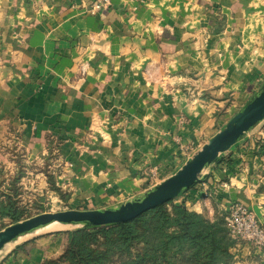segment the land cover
I'll return each mask as SVG.
<instances>
[{
	"label": "crops",
	"instance_id": "crops-1",
	"mask_svg": "<svg viewBox=\"0 0 264 264\" xmlns=\"http://www.w3.org/2000/svg\"><path fill=\"white\" fill-rule=\"evenodd\" d=\"M90 6L0 0V202L16 194L12 183L19 197L51 194L50 178L70 184L79 202L141 195L181 168L182 147H203L264 82V0ZM252 130L174 202L214 218L240 201L264 221V130ZM149 165L160 181H149ZM21 240L0 264L57 258L67 235ZM232 252V264H263L248 246Z\"/></svg>",
	"mask_w": 264,
	"mask_h": 264
},
{
	"label": "trees",
	"instance_id": "trees-1",
	"mask_svg": "<svg viewBox=\"0 0 264 264\" xmlns=\"http://www.w3.org/2000/svg\"><path fill=\"white\" fill-rule=\"evenodd\" d=\"M8 189L16 194L1 195L0 219L16 222L25 214L23 195L13 183ZM237 243L223 217L172 200L125 222L70 230L64 252L43 264H232Z\"/></svg>",
	"mask_w": 264,
	"mask_h": 264
},
{
	"label": "water",
	"instance_id": "water-1",
	"mask_svg": "<svg viewBox=\"0 0 264 264\" xmlns=\"http://www.w3.org/2000/svg\"><path fill=\"white\" fill-rule=\"evenodd\" d=\"M264 120V82L253 97L174 175L130 201L100 209H67L45 212L13 222L0 230V254L5 247L23 236L52 225H75L86 228L125 222L146 211L169 203L203 181L205 170ZM1 256V255H0Z\"/></svg>",
	"mask_w": 264,
	"mask_h": 264
},
{
	"label": "rangeland",
	"instance_id": "rangeland-1",
	"mask_svg": "<svg viewBox=\"0 0 264 264\" xmlns=\"http://www.w3.org/2000/svg\"><path fill=\"white\" fill-rule=\"evenodd\" d=\"M263 84V83H262ZM262 84L259 87V90L262 86ZM258 90V91H259ZM257 91V93H258ZM257 93L253 96L255 97L257 95ZM250 101V100H249ZM248 101V102H249ZM246 102L244 104V106L248 103ZM244 106L240 107L239 110L237 112H239ZM236 112V113H237ZM235 113V114H236ZM234 114V115H235ZM233 115V116H234ZM232 115L230 116L231 118L233 117ZM229 118V120L231 119ZM228 120V121H229ZM228 123V122H227ZM226 123V124H227ZM225 124V126H226ZM224 126V127H225ZM223 127V128H224ZM253 130L257 133V131H262L264 130V120L261 121L259 124H257ZM252 130V131H253ZM259 135H263V134H259ZM260 139V138H259ZM205 145V144H204ZM203 145V146H204ZM202 147L199 146H195V145H190V146H186V147H182L181 152L183 153V159L185 160V162L182 165H179L181 167H183V165L191 158L195 155V153H197ZM147 169H145V171H149L151 172V176L150 178V182L156 183L158 181H160L159 176H156L155 173L153 172V169L155 170L154 167H152L151 165H149L148 167H146ZM154 181V182H153ZM50 182V193H45L44 196H36L33 195V193H31L29 190L27 191H23V196H22V201H23V208L25 207V214L23 219L25 218H29L32 216H36L45 212H55V211H60V210H67V209H100V208H104V207H109V206H115L121 203H125L127 201H130L133 199V197H137V195H130V196H121L119 197L117 200H113L110 202H100V201H76V200H72L73 198V190L71 189V185L68 183H60L59 180H53L51 179ZM163 181H160V183H162ZM152 189V188H150ZM149 189V190H150ZM36 196V197H35ZM93 203H97L92 205ZM13 223V222H12ZM11 223H5V222H1L0 223V230H2L3 228H5L6 226L10 225ZM56 225V224H55ZM86 228L85 226H75L73 225V227L71 228H64V229H55V228H45V229H41L38 230L36 232H33L31 234H28L26 236H23L22 238H20L19 241H22L21 239H27V238H36V239H42L45 237H48L50 235H67V232L70 230H75V229H83ZM43 231V232H42ZM16 240V241H18ZM16 241L11 242L10 244H8L5 249L3 250L2 254L0 255H4V253H6L8 250L11 251L13 245H15V243H17Z\"/></svg>",
	"mask_w": 264,
	"mask_h": 264
},
{
	"label": "built area",
	"instance_id": "built-area-1",
	"mask_svg": "<svg viewBox=\"0 0 264 264\" xmlns=\"http://www.w3.org/2000/svg\"><path fill=\"white\" fill-rule=\"evenodd\" d=\"M112 2L113 0H91L90 10L93 13L99 12L110 7ZM223 186L228 185L223 183ZM215 188L217 190L218 187ZM212 194V189L205 192L206 197ZM221 217L226 220L232 236L238 241L235 246H248L250 254L258 255L264 264V221L246 203L240 201L230 202Z\"/></svg>",
	"mask_w": 264,
	"mask_h": 264
},
{
	"label": "bare ground",
	"instance_id": "bare-ground-1",
	"mask_svg": "<svg viewBox=\"0 0 264 264\" xmlns=\"http://www.w3.org/2000/svg\"><path fill=\"white\" fill-rule=\"evenodd\" d=\"M72 228L73 227V225H61V224H57V225H52V226H49V229L50 228H55V229H64V228ZM45 231H46V229H45ZM43 232V231H42ZM32 235V234H31ZM19 241V240H18ZM14 246V245H13Z\"/></svg>",
	"mask_w": 264,
	"mask_h": 264
}]
</instances>
